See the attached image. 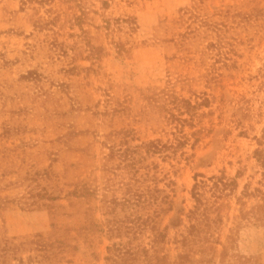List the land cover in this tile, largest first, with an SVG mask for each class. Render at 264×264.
Segmentation results:
<instances>
[{"label":"rangeland","instance_id":"1","mask_svg":"<svg viewBox=\"0 0 264 264\" xmlns=\"http://www.w3.org/2000/svg\"><path fill=\"white\" fill-rule=\"evenodd\" d=\"M0 264H264V0H0Z\"/></svg>","mask_w":264,"mask_h":264}]
</instances>
